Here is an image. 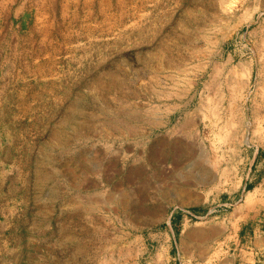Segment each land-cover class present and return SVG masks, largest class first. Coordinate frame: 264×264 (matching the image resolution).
Returning <instances> with one entry per match:
<instances>
[{
    "label": "rangeland",
    "instance_id": "rangeland-1",
    "mask_svg": "<svg viewBox=\"0 0 264 264\" xmlns=\"http://www.w3.org/2000/svg\"><path fill=\"white\" fill-rule=\"evenodd\" d=\"M246 181L264 0H0V264H182L174 222L204 237Z\"/></svg>",
    "mask_w": 264,
    "mask_h": 264
},
{
    "label": "crops",
    "instance_id": "crops-1",
    "mask_svg": "<svg viewBox=\"0 0 264 264\" xmlns=\"http://www.w3.org/2000/svg\"><path fill=\"white\" fill-rule=\"evenodd\" d=\"M249 184L250 182L246 181L241 190L240 202L244 201L245 204L233 210L223 221L204 226V237L198 234L195 226H182L180 220L174 222L179 232L178 252L182 264L205 257L200 251L202 238L205 241L211 237L224 238L232 227L238 228V239L229 244L230 253L221 259L219 264H261L259 252L264 251V189H250Z\"/></svg>",
    "mask_w": 264,
    "mask_h": 264
},
{
    "label": "bare ground",
    "instance_id": "bare-ground-1",
    "mask_svg": "<svg viewBox=\"0 0 264 264\" xmlns=\"http://www.w3.org/2000/svg\"><path fill=\"white\" fill-rule=\"evenodd\" d=\"M183 211L185 212V217L188 220V222H193L201 219L199 216H197V214L191 211H187V210H183Z\"/></svg>",
    "mask_w": 264,
    "mask_h": 264
}]
</instances>
